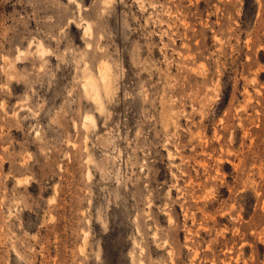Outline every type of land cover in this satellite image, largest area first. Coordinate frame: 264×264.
I'll list each match as a JSON object with an SVG mask.
<instances>
[{
    "label": "rangeland",
    "instance_id": "1",
    "mask_svg": "<svg viewBox=\"0 0 264 264\" xmlns=\"http://www.w3.org/2000/svg\"><path fill=\"white\" fill-rule=\"evenodd\" d=\"M0 264H264V0H0Z\"/></svg>",
    "mask_w": 264,
    "mask_h": 264
},
{
    "label": "bare ground",
    "instance_id": "2",
    "mask_svg": "<svg viewBox=\"0 0 264 264\" xmlns=\"http://www.w3.org/2000/svg\"><path fill=\"white\" fill-rule=\"evenodd\" d=\"M104 1V0H103ZM105 3V2H104ZM103 3V4H104ZM105 5V4H104ZM86 28H85V30H89V27L88 26H85ZM85 32H87V31H85ZM106 63V62H105ZM108 63V62H107ZM101 66V65H100ZM106 66V65H105ZM103 67V66H102ZM104 69H105V67H104ZM102 70L101 71V76H102V78L103 79H105L106 77L108 78L109 76H107V74H109V73H107L106 72V70L108 69H106V70ZM110 69V68H109ZM91 76H93V75H91ZM94 78V77H93ZM92 77H87V79L86 78H84V80H85V82H84V86H85V91H86V94L88 93V94H90L93 98H94V100L95 101H97V99L99 98V95H98V87H97V84H96V82H95V80L93 79ZM110 80V79H109ZM105 81H106V79H105ZM105 85V84H104ZM105 87H109V86H106L105 85ZM100 88H101V86H100ZM84 89V88H83ZM101 89H103V88H101ZM107 91H108V89H107ZM103 93H106L107 94V92H104L103 91ZM90 96V97H91ZM108 96V95H107ZM91 97V98H92ZM100 100V99H99ZM100 103V102H99ZM100 108H101V106H99Z\"/></svg>",
    "mask_w": 264,
    "mask_h": 264
}]
</instances>
